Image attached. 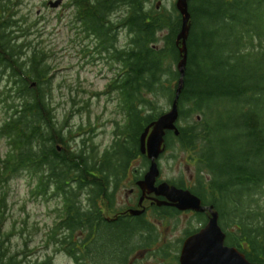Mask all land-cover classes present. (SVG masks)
<instances>
[{"label":"trees","instance_id":"1","mask_svg":"<svg viewBox=\"0 0 264 264\" xmlns=\"http://www.w3.org/2000/svg\"><path fill=\"white\" fill-rule=\"evenodd\" d=\"M154 1L70 0L77 12L75 23L82 20L84 28L81 32V24L76 26L77 43L85 42L80 39L83 34L96 39L99 53L105 52L107 59L114 51L110 54L114 75L104 95H115L118 117L112 145L100 153L93 144L94 130L74 132L69 119L62 125L56 121L48 87L53 71L48 53L27 40L18 44L28 34L12 30L18 24L17 4L0 0V113L4 114L0 139L9 146L0 156V264H31L28 240L24 253L12 254L16 230L4 231L6 187L21 172L29 176L33 199H60L45 244L68 253L76 264H83L86 256L91 261L94 250H108V245L103 247L109 241L112 250L120 251L126 249L129 235L156 234L153 226L144 223L146 215L107 219L119 213L115 212L117 194L129 177L133 183L144 178L146 172L132 170L133 163L142 158L143 167L150 168L151 161L141 152V136L166 114V107H172L179 89L178 36L183 18L176 5L174 12H164ZM188 3L191 28L178 99L179 134L167 131L165 145L172 150L178 144L180 151L188 152L196 173L191 180L169 182L190 189L204 206H214L226 245L239 249L251 263L264 264L260 204L264 197V0ZM121 31L128 37L122 46ZM82 48L93 46L85 43ZM77 136H82V143L74 148ZM176 209L156 207L163 214L160 217L178 218L181 212ZM193 216L194 232L209 221L208 211ZM80 233L85 239L78 238ZM93 236L98 237L94 243Z\"/></svg>","mask_w":264,"mask_h":264},{"label":"rangeland","instance_id":"2","mask_svg":"<svg viewBox=\"0 0 264 264\" xmlns=\"http://www.w3.org/2000/svg\"><path fill=\"white\" fill-rule=\"evenodd\" d=\"M52 1L57 0H12L17 4L14 9V20L18 22L12 30H23L28 34L25 38H19L18 44L27 40L33 45L41 46V49L48 53L49 62L53 65L52 79L48 87L56 121L62 125L69 119V127L74 129V132L79 128H82L81 133L94 130L91 134L93 144L101 153L112 145L114 120L118 117L115 102L112 101L115 95H104L114 74L104 63L95 65L86 61L84 64L81 63L78 51L85 43H77L76 28L80 23H75L76 9L72 7L70 0H63L60 7L52 8L49 5ZM176 2L177 0L154 1L155 5L162 9L159 10L164 9V12L167 10L174 12ZM118 38L120 46L127 44L128 37L125 31H121ZM26 53L30 54L31 49ZM3 80L6 81V78ZM170 109L171 107H166V110ZM194 117L197 118L198 115ZM3 118L4 114L0 113V125L4 122ZM180 124L184 125V122ZM81 138L82 136L75 137L76 141L72 142L74 148L82 143ZM175 148L166 151L158 161L161 177L165 181H177L180 178L189 180L196 173L194 165L190 164V155L186 151H180L178 144ZM8 149L7 140L0 139V156H4ZM132 170L144 173L148 171L143 167L142 158L133 163ZM30 187L26 172H21L6 187L9 195L4 231L16 230L10 243L12 254L24 253L25 240H28L31 264H42L45 261H50V264H74L65 253L46 247L45 244L46 236L55 224L60 199L55 197L49 200L33 199L30 196ZM134 188L131 175L125 187L122 186L118 191L115 212L137 205L138 191L131 192ZM260 204L264 213V197L261 198ZM114 214L108 216L113 217ZM192 216L190 213L179 215L177 229L170 237L173 239L180 237ZM147 217L151 218L149 215Z\"/></svg>","mask_w":264,"mask_h":264},{"label":"water","instance_id":"3","mask_svg":"<svg viewBox=\"0 0 264 264\" xmlns=\"http://www.w3.org/2000/svg\"><path fill=\"white\" fill-rule=\"evenodd\" d=\"M189 0H177L176 7L183 18L182 30L178 36V44H181L182 60L179 63L181 78L177 97L170 111L150 124L141 136V152L151 161V166L138 186L143 190V203L147 194L155 193L165 200L154 199L159 206H171L179 211H194L197 213L209 212V221L198 233L189 237L183 246L181 264H253L239 249L226 245V233L219 223V213L214 206H204L201 199L190 190L171 186L164 182L156 186L160 176L158 159L165 150V136L167 131L179 130L176 122L179 119L178 99L184 87V76L187 66V40L191 28V14L189 12ZM62 0L50 2L52 8H58ZM143 211L130 210L132 216H139Z\"/></svg>","mask_w":264,"mask_h":264},{"label":"flooded vegetation","instance_id":"4","mask_svg":"<svg viewBox=\"0 0 264 264\" xmlns=\"http://www.w3.org/2000/svg\"><path fill=\"white\" fill-rule=\"evenodd\" d=\"M157 7L159 8V5ZM79 23L81 24L82 27L79 26L78 31L82 32V30H84L82 25V20H80ZM119 30H127V28H119ZM83 38H85V42L82 43H91L93 48L88 50L82 48L78 51V56L80 57L81 63L84 64L85 61L88 62V64H93V65H95L96 63L97 64L104 63L111 70L110 63L112 62V60H110V54H113L114 51L113 50L110 51L107 59L106 58L107 54L105 52L99 53V49L97 48V43L95 41L96 39L90 37L87 38L86 36L81 34L80 39ZM110 81L108 82V84L110 83ZM166 150L167 148L165 145V153ZM164 154L161 157H159V159H161L164 156ZM192 178L193 177H191L190 180ZM141 180H143V178L138 179L136 182H134L133 185L135 186V188L131 190L132 193H134V190L138 191L137 205L120 209L119 213H117L116 216L108 217L107 219L110 221L112 220L116 221L117 218L120 216H131L130 210L143 211V213L139 216L146 215L144 219V223H148V225L153 226L156 234L154 235L134 234L131 237L129 235V240L123 245V247H126V249L120 251L112 250L113 244L110 243L109 241L107 242L108 244H106L103 248L105 249V247L108 245L107 248L110 247L111 250H109L110 248H108L109 251L106 250L104 252L101 251L100 248L99 250H94L91 252L92 253L91 261L90 259H88L89 257L86 256L85 258L86 260L83 261V264H87L88 262L90 264H181L182 249L185 241L192 235L196 234L204 226H202L201 224L199 227L200 229L197 232H194L196 229L195 227L196 221L195 219H193L194 216H192V218L187 221V226L183 230V234L180 237L176 239L170 237V235L174 234V232L176 231L179 220L178 218L168 217V215H166V217L162 216L163 218L160 217L163 214L157 213L156 207H158L159 209L161 208L176 209V208L171 206H159L154 201V199L165 200V198L162 196H157L155 193L147 194L143 203L141 204V198L143 197V190L138 186V183ZM164 182H167L170 185H172L169 181L163 180L160 175L159 179L157 180L156 186H160ZM184 213H190L194 215L195 212L193 211L181 212V214ZM155 214L157 218L152 217V215L154 216ZM148 215L151 216V218H148L147 217ZM209 217L210 214L208 218ZM96 231L98 234L97 229L95 230V232ZM190 231H193V233L187 235V233ZM143 232H145V230ZM85 237L86 236L83 233H80V235L78 236V238H81V240L85 239ZM97 238H98L97 236H93L92 238L93 243L96 241ZM85 245L81 246V248L84 251H86ZM82 254L84 253L82 252ZM65 255L68 256L74 262V264H76L73 258L68 253H65Z\"/></svg>","mask_w":264,"mask_h":264}]
</instances>
